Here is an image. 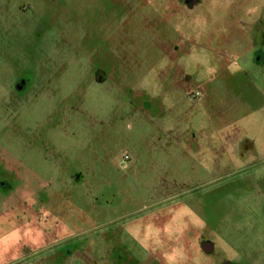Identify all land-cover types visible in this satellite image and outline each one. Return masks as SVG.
Listing matches in <instances>:
<instances>
[{
	"label": "rangeland",
	"instance_id": "rangeland-1",
	"mask_svg": "<svg viewBox=\"0 0 264 264\" xmlns=\"http://www.w3.org/2000/svg\"><path fill=\"white\" fill-rule=\"evenodd\" d=\"M190 2L0 0V264H264V0Z\"/></svg>",
	"mask_w": 264,
	"mask_h": 264
},
{
	"label": "flooded vegetation",
	"instance_id": "flooded-vegetation-1",
	"mask_svg": "<svg viewBox=\"0 0 264 264\" xmlns=\"http://www.w3.org/2000/svg\"><path fill=\"white\" fill-rule=\"evenodd\" d=\"M186 4L189 5V6H191L192 5V2L189 3V0H186ZM102 9H104V7ZM260 31H262V30H260ZM98 69H99V67H98ZM96 75L97 76L100 75V72H98V70H97V72H95V77H97ZM198 95H199V92L194 90L193 93H192V95H191V98L192 99H196V98H198ZM127 160H129V156H128V159ZM127 160H124V164L126 163ZM199 245H200V241H199Z\"/></svg>",
	"mask_w": 264,
	"mask_h": 264
},
{
	"label": "crops",
	"instance_id": "crops-1",
	"mask_svg": "<svg viewBox=\"0 0 264 264\" xmlns=\"http://www.w3.org/2000/svg\"><path fill=\"white\" fill-rule=\"evenodd\" d=\"M50 245H52L51 242H49L48 245L43 246L42 249H45L46 247H48ZM35 251H37V250H35Z\"/></svg>",
	"mask_w": 264,
	"mask_h": 264
},
{
	"label": "built area",
	"instance_id": "built-area-1",
	"mask_svg": "<svg viewBox=\"0 0 264 264\" xmlns=\"http://www.w3.org/2000/svg\"><path fill=\"white\" fill-rule=\"evenodd\" d=\"M127 159H128V156L125 157V160H127Z\"/></svg>",
	"mask_w": 264,
	"mask_h": 264
}]
</instances>
